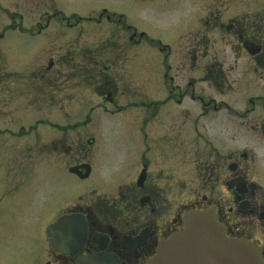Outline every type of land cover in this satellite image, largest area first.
Wrapping results in <instances>:
<instances>
[{
	"label": "flooded vegetation",
	"instance_id": "1",
	"mask_svg": "<svg viewBox=\"0 0 264 264\" xmlns=\"http://www.w3.org/2000/svg\"><path fill=\"white\" fill-rule=\"evenodd\" d=\"M141 1L160 11L171 0ZM183 1L177 37L165 43L128 22L110 0L115 10L89 0L83 14L63 10L59 0H0V42L12 37L0 45V222L12 207L27 205L10 197L29 182L32 160L53 165L59 177L64 171L66 149L49 142L59 128L91 127L99 114L123 113L119 182L109 180L106 193L88 191L87 200L57 204L50 218L44 204L36 235L19 226L15 236L2 237L17 239L3 246L20 264H79L81 256L101 253L114 259L106 264H144L170 232L160 214L175 202L213 208L226 234L257 245L264 264V0H248L242 11L247 6L223 0L174 3ZM113 29L134 35L96 38ZM142 46L158 55L129 63L127 50ZM130 111L136 119L126 118ZM74 138L66 153L77 156L86 136ZM89 138L101 148L98 135ZM71 213L83 215L85 238L79 244L72 225L64 251L56 250L47 225Z\"/></svg>",
	"mask_w": 264,
	"mask_h": 264
},
{
	"label": "rangeland",
	"instance_id": "2",
	"mask_svg": "<svg viewBox=\"0 0 264 264\" xmlns=\"http://www.w3.org/2000/svg\"><path fill=\"white\" fill-rule=\"evenodd\" d=\"M88 2L89 0H59V5L65 11L67 8H71L68 9L69 12L83 14L87 11L85 7L88 5ZM91 2L98 6H105L111 9L116 7L121 9H117L116 11L124 13L128 22L134 24V26L138 27L140 30H145L152 38L159 39L165 43H171L173 38L177 37V28L179 25L176 24L175 20L177 17L184 14L188 6L184 1L179 4H175L174 0H171L170 2H167L160 11H157L159 6L156 3L146 4L141 0H110V2L113 4V7L108 3V0H91ZM223 4H226L228 7L230 6L232 8L247 6L244 9H240L239 11L246 10L250 6L248 0H223ZM152 18L153 23L151 22ZM168 21H171V24H168ZM184 21L185 20H183V22ZM102 32L103 31L97 33V39L100 37V39L103 37H110L113 40H116L119 38V35H121V37L124 39H128V36L131 33V31H120L114 29L110 32ZM11 38L12 37L10 35H6L4 40L0 42V45L3 47L4 44L10 42L9 40ZM128 44H130V42H128ZM6 48L7 47H5V49ZM147 48L148 47L145 46H142L141 49L133 48L131 50L133 53L128 51V57H136L139 54H151L156 56L157 53H154L152 50L151 53H148ZM123 59H125L124 54ZM133 60H135V58H133ZM95 97L97 99L96 95ZM123 100H125V98H123ZM126 118L136 119V112H128ZM94 124L95 125L88 127L87 129L86 127H76L75 129L68 128V130L64 128V130L61 131L62 128H59V134L56 136L57 138L59 136L58 140L55 138L49 139V142L50 140H53L55 144H57L56 141H58V144H61L64 147L67 144H72L71 140H74V137L77 135H79L81 140L84 136L87 138L90 137V135H92V129L96 131L95 134L99 136L96 138L99 146L105 138L104 145L94 152H97L96 154L92 153L94 150L93 146H90L87 142H85L84 138L80 145L83 147V149L77 156V153L74 154V152H71L67 155H64L63 157L64 168L66 169L67 165L75 164L80 160H86L90 162L92 156H95L96 164L93 161V166L95 169L93 168V174L89 178L80 179L70 175L65 170L59 177L58 172L53 165L50 166L48 164L47 168H42V166L39 164L34 166V161H31L32 167L34 166V168L29 175V182L22 189L16 190V192H14L10 197V199L13 200L22 199V201L27 205L21 208L12 207L9 215L4 213L1 217L0 264H20L21 257L12 249L3 246L5 244H14L18 242L17 239H3L2 237L15 236V232L19 226L22 230L24 228H28L29 233L31 236H33L37 232V227L35 226L38 224V222L36 223L35 221L37 220L39 214H41L40 211L44 204L51 205V207L47 208L45 211V215L50 218L52 215L51 211L57 204H68L66 202L77 200L79 196L87 193L90 190H97L101 194L106 193L113 189V183L112 181H110L111 183L108 182L109 180H113L114 184L119 182L120 174H118V172L119 169H121L123 157V113L108 115L106 117L99 114L94 120ZM127 128L129 129V132L132 129L131 126L130 128L127 126ZM132 131H134V128ZM149 135L152 134L149 132ZM2 149L3 147L1 146L0 151ZM128 152H131L130 148L128 149ZM131 156V154H127V158H130ZM0 177H3L2 164H0ZM2 188L3 184L0 180V192L2 191ZM88 198L89 194L84 195L83 200H87ZM42 199H44V201L40 203ZM176 203L177 202H175L173 205H167L163 207L161 210L159 223H162L163 225L171 220L174 212L176 211V205H178ZM20 213L28 218L21 220Z\"/></svg>",
	"mask_w": 264,
	"mask_h": 264
},
{
	"label": "water",
	"instance_id": "3",
	"mask_svg": "<svg viewBox=\"0 0 264 264\" xmlns=\"http://www.w3.org/2000/svg\"><path fill=\"white\" fill-rule=\"evenodd\" d=\"M78 167H86L84 175L88 174L89 168L85 164L72 167L70 170L77 171ZM182 220L184 228L161 240L147 264H261L257 247L246 240L226 236L212 209L190 210L183 215ZM74 221L80 222L77 237L81 242L84 235L81 215L60 218L52 230H61ZM53 236L55 240L57 233ZM143 238L142 236L137 238V245L143 243ZM56 248L59 249L57 245ZM112 260L114 261L108 255L101 254L98 257L91 256V259L87 257L80 264H89L93 261L106 264Z\"/></svg>",
	"mask_w": 264,
	"mask_h": 264
}]
</instances>
